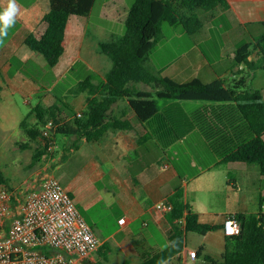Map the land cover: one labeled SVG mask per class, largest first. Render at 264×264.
<instances>
[{"label":"crops","instance_id":"obj_1","mask_svg":"<svg viewBox=\"0 0 264 264\" xmlns=\"http://www.w3.org/2000/svg\"><path fill=\"white\" fill-rule=\"evenodd\" d=\"M17 3L21 6V13L17 18L18 28L0 46L1 93L9 87L13 88V92L29 90L34 95H39L37 83L26 76L21 67L27 66L31 61L35 64L42 63L44 56L30 49L25 39L31 34L41 37L46 31L48 24L43 18L50 11V0H17ZM6 4L7 0H0V10ZM228 4V8L219 6L213 11L197 9L203 22L201 30L190 35L183 29L179 34L180 38H188L189 44L160 66L153 59L149 63L152 62L156 71L181 83L196 78L205 82L223 79L229 86L241 77H246L247 87L260 90L264 96V44L263 51L257 47L259 38L264 34V0H228ZM127 9L126 0H106L102 16L119 18L123 14V17H128ZM91 14L92 12L87 17L71 16L65 34V52L58 65L63 59L77 60L85 56L95 60L99 55H104L100 49L103 41L86 44L91 41L93 31L99 28L90 23ZM73 17L76 19L73 20ZM245 44H250L253 50L248 57L252 66L236 62V51ZM85 46L87 51L84 54ZM14 66L20 68L13 73ZM104 79L105 74H101L94 78V83ZM81 96L85 104L82 101L77 103L76 100ZM88 98L87 91L78 94L74 100L78 112L85 110ZM47 99L45 107L57 104L58 100H53V97L45 95L44 100ZM122 113L124 118L131 121L132 129L108 131L97 142H89L86 138L79 139L76 136L68 137L67 154L70 156L66 161L74 173L66 189L77 204L84 202L91 207L95 203V197L98 198L96 202H99L105 200L104 196L111 207L117 204L120 231L127 233L126 241L119 244L130 256L142 261L144 256L162 250L170 243L172 226L167 214L159 211L156 205L169 200V196L177 189L187 186L190 180L198 179L195 192L207 197L204 198L205 206L201 208L194 201L192 210L199 214L201 222L218 224L220 229L204 235L209 244L202 245L204 250L201 255L199 248L189 247L186 241L185 249L166 262H189V250L198 251L200 263L204 262L206 255L221 259L227 241L223 231L226 218L237 213L258 217L262 211L260 199L264 197V186L261 169L248 164H227L214 154L212 162L206 166L193 158L191 166L200 171L190 178L170 162L172 159L167 155L163 156L165 152L154 141L151 140L144 148L139 147V139L147 133V129L135 112L127 109L126 101H120L115 109V114ZM35 118L34 123L37 121V117ZM195 131L179 142L185 143ZM198 138L199 141L202 140L201 137ZM245 187L251 189L249 200L240 199ZM185 199L190 204L189 197L185 196ZM205 207H210V212L205 211ZM122 218H126L125 223H120ZM156 234L161 236L166 246H161L155 240ZM115 235L103 239L104 243L114 239Z\"/></svg>","mask_w":264,"mask_h":264},{"label":"trees","instance_id":"obj_2","mask_svg":"<svg viewBox=\"0 0 264 264\" xmlns=\"http://www.w3.org/2000/svg\"><path fill=\"white\" fill-rule=\"evenodd\" d=\"M95 2L50 0V11L43 18L48 24L46 31L41 37L27 36L26 45L43 55L49 67H56L65 52V34L71 16L87 17ZM219 6L228 8V0H135L126 20L125 35L100 43L101 53L112 62L105 79L94 83L93 78H88L79 85V92L89 94L85 110L78 112L63 101L50 107L38 104L36 123L29 127L26 120L22 122L28 136L24 146L40 143L35 161L51 153L42 142L43 129L50 120L55 124L54 137L62 134L86 138L89 142L99 141L108 131L132 129L131 121L123 113L115 114L120 101H126L127 109L134 111L147 129L139 139V147L148 146L152 140L167 150L198 130L224 163L258 165L264 176V96L260 90L248 88L246 77L229 86L223 79L205 82L196 78L181 83L149 65L163 23L181 24L188 34L194 35L203 27L196 10L213 11ZM263 44L264 34L257 45L262 51ZM252 51L250 44L239 47L237 64L252 66L248 60ZM2 89L0 83V101ZM160 100L166 101L162 107ZM187 101H201L202 105L189 112L184 105ZM2 184L8 185V179L0 168ZM184 195L180 188L168 197L173 204V210L167 214L172 226L169 245L144 256L140 264H163L178 256L186 247L188 232L206 235L220 229L218 224L201 222ZM263 204L264 197L260 199L261 208ZM236 216L241 233L226 238L221 259L206 255L200 264H264V214L261 211L258 217L244 213ZM182 219L186 220L184 226L180 223ZM105 247L106 242L97 252ZM203 250L201 246L199 255Z\"/></svg>","mask_w":264,"mask_h":264},{"label":"rangeland","instance_id":"obj_3","mask_svg":"<svg viewBox=\"0 0 264 264\" xmlns=\"http://www.w3.org/2000/svg\"><path fill=\"white\" fill-rule=\"evenodd\" d=\"M113 1L120 2V0ZM105 2L106 0H97L94 10L91 11L92 14L89 17L90 23L97 25L99 28L93 31L91 41H87L86 44L90 42H97L98 44L100 41L117 40L126 33L127 17H123V14L119 18H104L102 16ZM126 2L129 8L127 12H129L128 10H130L135 0H126ZM75 19L73 17V20ZM17 28L18 21L9 30L7 39L11 37ZM183 29L184 27L181 24L171 26L168 23H163L161 32L156 40V46L150 56V61L153 59L160 66L171 60L180 50L185 48L189 44V40L188 38L183 39L179 37ZM85 49H87L86 46L83 49L84 54L87 51ZM42 59V63L35 64L31 61L27 66L21 67L24 70L23 73L37 83L39 95H34L29 90L13 92V88L9 87L5 88L4 92L1 93L0 168L8 179L9 186H6L10 190L20 193L19 195L23 198L32 190L41 188L46 174L53 175L66 188L71 183L74 172L72 173L68 166V161H66V158L68 159V156H70L67 154L69 150V146H67L68 137L58 134L56 136L57 139H55L56 147L53 152L35 161L34 155L40 148V143L30 142V146H24L28 142V136L25 128L22 127V122L26 120L29 127L35 124L36 113L34 108L38 104L47 105L48 99L44 100L45 95H49V98L53 97V100H58L57 103L59 101L66 102L75 109L74 100L81 93L79 92L80 83L88 78L94 79L98 78L101 74H106L112 66L110 60L104 55H99L95 60L85 56L77 60L74 58L70 60L63 59L56 68L49 67L46 59ZM149 65L156 70L152 62ZM13 68L14 73L15 69L20 67L14 66ZM82 97L76 100L77 103L80 101L84 103ZM164 104H166V101L160 100V106L162 107ZM184 105L189 112H193L202 105V102L187 101ZM81 109H83L82 106ZM198 137H201L200 139L202 140L199 141ZM163 152H165L163 156L167 155L169 159H172L170 162H173L183 174H187L190 178L200 171L191 166L193 158L199 164L206 166L212 162L211 158L215 157L209 144L199 131H195L192 136L187 138L185 143L178 141L172 147L163 150ZM165 158L167 159V157ZM253 167L260 169L258 165H254ZM198 182V179H192L187 186L182 188L184 196L190 199L189 205L191 208L194 201L201 208L205 206L204 200L207 196L195 192ZM262 183L264 186L263 176ZM250 195L251 189L245 187L242 190L240 199L249 200ZM104 197L105 200L99 202H96L98 198L95 197V203L91 207L86 206L84 202H78L77 206L87 222L96 231L101 241L112 234H116L115 238L106 242V247L100 253H94V255L85 259L86 261H81L80 264H139L141 259L130 256L123 249L122 245L119 244L126 241L127 233L120 231L118 205L115 204L111 207L109 200L106 199L107 197ZM209 208L205 207L204 210L210 212ZM155 236V240L161 246H166L160 235L156 234ZM186 241L188 246L192 248H200L202 245L209 244L204 235L196 232H188ZM163 264H173V262H165Z\"/></svg>","mask_w":264,"mask_h":264},{"label":"built area","instance_id":"obj_4","mask_svg":"<svg viewBox=\"0 0 264 264\" xmlns=\"http://www.w3.org/2000/svg\"><path fill=\"white\" fill-rule=\"evenodd\" d=\"M54 129L53 120L43 129L42 142L49 152L56 147ZM19 194L0 185V264H78L102 247L75 199L53 175L46 174L41 188L24 198ZM156 207L164 214L173 210L169 200ZM261 210L264 214V204ZM180 223L184 226L186 220ZM223 231L226 237L241 233L236 214L226 218ZM188 255L184 264H200L197 250Z\"/></svg>","mask_w":264,"mask_h":264},{"label":"clouds","instance_id":"obj_5","mask_svg":"<svg viewBox=\"0 0 264 264\" xmlns=\"http://www.w3.org/2000/svg\"><path fill=\"white\" fill-rule=\"evenodd\" d=\"M21 13V6L17 0H7L6 7L0 10V46L8 37L9 30L16 24Z\"/></svg>","mask_w":264,"mask_h":264}]
</instances>
